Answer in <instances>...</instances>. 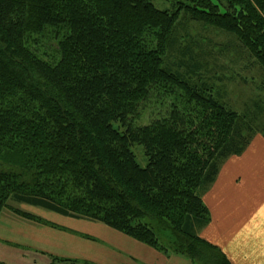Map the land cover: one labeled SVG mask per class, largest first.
Listing matches in <instances>:
<instances>
[{"label":"trees","instance_id":"obj_1","mask_svg":"<svg viewBox=\"0 0 264 264\" xmlns=\"http://www.w3.org/2000/svg\"><path fill=\"white\" fill-rule=\"evenodd\" d=\"M163 1L174 11L151 0H0V214L55 227L12 207L25 204L192 264H232L201 237L203 194L264 137V0ZM183 18L235 36L263 95L237 107L224 85L194 79L201 63L176 36ZM48 34L52 56L34 39ZM153 99L167 112L139 124Z\"/></svg>","mask_w":264,"mask_h":264},{"label":"crops","instance_id":"obj_2","mask_svg":"<svg viewBox=\"0 0 264 264\" xmlns=\"http://www.w3.org/2000/svg\"><path fill=\"white\" fill-rule=\"evenodd\" d=\"M264 147L239 157L246 176H260L249 205L211 208V221L201 237L218 245L232 264H264V220L258 216L264 201ZM233 158V157H232ZM220 173L215 181H218ZM213 184V186L215 185ZM261 198L257 200L259 192ZM55 227L22 218L5 209L0 214V262L4 264H192L164 254L101 223L72 219L43 209L14 203ZM32 243L40 245L37 248ZM66 259L60 262L54 259Z\"/></svg>","mask_w":264,"mask_h":264},{"label":"rangeland","instance_id":"obj_3","mask_svg":"<svg viewBox=\"0 0 264 264\" xmlns=\"http://www.w3.org/2000/svg\"><path fill=\"white\" fill-rule=\"evenodd\" d=\"M151 1L160 10L174 11L172 1ZM181 23L182 25L178 27L176 36L181 39L182 49L185 50L186 48L193 51L195 54L194 58L197 57L196 61L198 60L197 62L201 63V68L194 72V79H213L220 83L218 84L220 87L224 85L227 97L237 107H240L245 102L249 103L251 99L258 95H263V91L257 89L261 85L262 80V75L258 71L259 66H253L252 63L254 61L250 59L251 57H248V54L235 36L195 21H190L187 18H183ZM36 38H39L41 49L47 50L50 56L57 54L55 52L56 42L52 34H48L45 38L34 37V39ZM34 46L38 47L37 45ZM173 59H175L173 63H181V57L178 54H173ZM186 59H189V57L187 56ZM182 72L185 71L182 70ZM166 106L157 102V99L147 102L142 109V117L138 123L147 124L157 117L163 116L167 112ZM257 147L259 149L264 147V137L259 134L253 138L244 155H247L248 152L250 153L251 150H256ZM132 150L138 163L145 167L147 159L143 147L134 145ZM240 167V159L236 157L230 158L224 163L220 169L218 181L203 194V198L205 197V201L211 208L227 206L229 209H233L236 205H249L252 190L253 188L256 189L259 184V174L261 172L258 173L257 177L246 176L239 169ZM260 198L261 191L254 202ZM257 202L261 204L258 216L264 220V201L259 200ZM155 231L158 234L157 229ZM37 244L32 243L31 246L37 248L40 246Z\"/></svg>","mask_w":264,"mask_h":264}]
</instances>
